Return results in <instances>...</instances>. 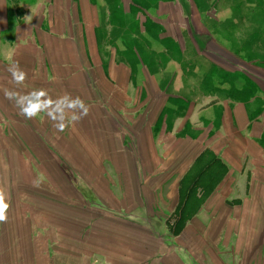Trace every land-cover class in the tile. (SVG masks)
I'll return each mask as SVG.
<instances>
[{"label":"crops","instance_id":"0c3cea01","mask_svg":"<svg viewBox=\"0 0 264 264\" xmlns=\"http://www.w3.org/2000/svg\"><path fill=\"white\" fill-rule=\"evenodd\" d=\"M100 1L0 0V264H264V0L212 30L113 0L136 38L109 58L76 28Z\"/></svg>","mask_w":264,"mask_h":264},{"label":"rangeland","instance_id":"374dc122","mask_svg":"<svg viewBox=\"0 0 264 264\" xmlns=\"http://www.w3.org/2000/svg\"><path fill=\"white\" fill-rule=\"evenodd\" d=\"M135 1V7L136 9H133V11H135L136 13L138 12L139 13V9H141L143 12L145 13H148L149 11H151V9L153 8L152 5H156V1H149V0H133ZM189 1V4L187 7H189V10H190V16H191V21L189 20H186L187 19V16L184 14V18L182 17L183 20H181L184 24L183 27H186V28H191L192 26V20L196 22V24L198 26H202V27H205L206 29H211L212 28L214 29V22H211L212 19H214L216 16V12L219 11V9H217L216 7H223L224 4H208L210 2H212L213 0H188ZM127 4L128 2H130V0H126ZM152 2V3H150ZM100 4H95V3H89L88 4V7H87V12H88V19L86 20H82L80 19L78 21V24H76V28H78L79 30H82L83 32L80 33L85 35V31H86V35H85V38L84 40H86V36H87V41L89 43H92V44H95V42L97 43V47H98V50L102 53H104L105 57L106 58H109L110 57V53L112 52V50L114 49V46L118 47L119 46V34H121V47H122V51H126V49L128 47H131L134 49L135 46H132V44H134L133 42L130 43V39H135L136 36L134 35V32L131 36V38L129 37V32H127L125 29L123 30L122 27L124 25L127 26L128 22L127 20H124L122 17H118L117 19L114 18V20L111 18H107V16L112 13L113 15L118 12L116 11V7H118L119 5H115L114 6V3H113V0L112 1H109L108 3L103 2V1H100L99 2ZM79 6V4H77ZM131 6V5H129ZM199 8H203V11L201 9H198ZM177 8L181 9V6L180 4L178 3V0H172L171 1V5H170V10L171 12L174 11V13L176 12L175 10H177ZM229 8V7H228ZM80 10V9H79ZM154 11V10H153ZM185 11V10H184ZM206 11H209L211 12V16L210 18H208V12ZM223 12H225V10H223ZM228 13V10L227 12ZM228 15H231L228 13ZM175 16L176 13H175ZM188 21V22H187ZM115 23L117 24V26L120 24L121 27H117L115 25ZM185 28V29H186ZM85 30V31H84ZM119 30L121 31V33L119 32ZM185 34V33H184ZM185 35L189 36L190 37V34L189 32L186 33ZM80 37V36H79ZM138 39L141 40V37H137ZM191 38V37H190ZM134 41V40H133ZM141 46L144 45L142 42L140 43ZM134 90H138L137 92V97H139L140 95V92H144V86L143 84H140V85H134V88L132 89H129V91H133ZM135 103V101L133 99L129 100V101H126L123 105H125L126 107H129V106H132L134 104L132 103ZM138 102V100L136 101ZM122 104V103H121ZM117 106H119V103H116ZM115 116V114H114ZM118 118V117H117ZM70 121H74L73 119H69ZM69 121V123H71ZM75 122V121H74ZM48 140H50L49 136H50V133H42ZM72 134V132H71ZM79 137H81V134H79V132L76 133ZM14 137H16V134L13 133ZM56 136V133H53L52 131V137H55ZM74 136V134H73ZM65 136L61 135L60 138H59V142H61L63 140ZM9 139L11 140H16L14 139L13 137H9ZM86 139V138H84ZM58 141H54L52 140V146L55 147L58 151V154H60V157L64 158L66 162H60L59 165L57 166H60L61 168H58L59 170H63V171H68L69 174H71V172H75L74 174H72L73 176V182L76 181V180H81L82 178H80L79 173H81L82 171L86 172V171H89L87 169L88 165L86 164H79L77 163L76 161H74L79 155H81L80 153V149L79 150H74V160L71 159V157L69 156V149H66L65 147H61L59 146L60 143ZM77 142V141H76ZM33 142H29V146L32 145ZM78 144V143H77ZM1 152V150H0ZM1 155V153H0ZM4 152L2 154V156H4ZM65 155L67 156V158L65 157ZM73 158V157H72ZM55 164L52 165V178L54 177V175H56L55 173ZM23 170L22 172L25 173V184H28V182H26L28 180V175H27V168L25 167V165L22 166ZM79 172V173H77ZM9 180H10V177H9ZM50 181V180H49ZM11 186V185H10ZM38 186H41V187H46L49 186L48 184H42L40 185L38 183Z\"/></svg>","mask_w":264,"mask_h":264},{"label":"clouds","instance_id":"9594fccd","mask_svg":"<svg viewBox=\"0 0 264 264\" xmlns=\"http://www.w3.org/2000/svg\"><path fill=\"white\" fill-rule=\"evenodd\" d=\"M13 75L15 76L16 74L13 73ZM24 111L26 115H29V116L35 115V112L28 111L27 109H25ZM61 128H62V125H61ZM5 198H6V193L0 192V211H3L6 208V205L4 203ZM0 219H3L2 215H0Z\"/></svg>","mask_w":264,"mask_h":264}]
</instances>
